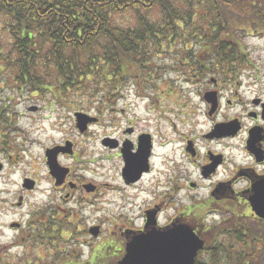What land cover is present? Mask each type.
Returning <instances> with one entry per match:
<instances>
[{
  "label": "flooded vegetation",
  "instance_id": "af4514ba",
  "mask_svg": "<svg viewBox=\"0 0 264 264\" xmlns=\"http://www.w3.org/2000/svg\"><path fill=\"white\" fill-rule=\"evenodd\" d=\"M254 23L258 29L251 35L264 40V22ZM236 41L240 47L243 42L240 36L236 35ZM212 61L207 59V70L203 73L194 68V75L187 76V81L194 84L191 93L195 103L168 102L163 108L159 97L134 92L133 97L145 100L146 112L173 115L174 121L167 117L166 124L170 126L166 133L161 128L137 129L127 125L120 128L119 134L110 132L91 147L68 138L45 148L42 162L49 202L44 242L51 244L53 234L71 239L69 229L76 228L78 234L83 231L78 227L84 222L106 223V219H100L104 215L102 211L113 205L115 197L121 203L115 205L117 209L142 206V214L137 225L120 219L125 224L118 226L115 218L119 217H111L118 231L109 234V240H118L120 246L111 253L114 264L119 261L117 254L120 260L123 258L125 244L132 237L153 227L164 231L178 225L187 226L203 241L197 262L205 255L203 258H210L209 264L216 260L240 263L243 247L239 238L257 237L256 231H260L254 227L258 223L264 225V219L252 208L264 201V58L226 59L215 68ZM142 134L150 137L141 141ZM106 137L109 141L102 140ZM140 141L144 142V150L139 147ZM168 148L171 154H163V149ZM49 149H56L50 156L61 169L56 175L46 164L49 156L45 158L44 154ZM112 164L118 174L113 183H108L101 179L103 174L99 169ZM127 165L132 169L130 174L123 172ZM154 169L159 171L149 178ZM33 179L37 189L38 181ZM148 216L153 218L154 225L147 224ZM51 222H62L67 230L58 234V228L51 226ZM90 228L85 231L88 244L79 242L81 245L72 248L71 253L78 255L80 246L89 247ZM22 230L20 225L16 232ZM98 247L97 242L89 249L88 257L97 259ZM101 248L107 254L108 249ZM219 248L228 252L226 258H215Z\"/></svg>",
  "mask_w": 264,
  "mask_h": 264
},
{
  "label": "trees",
  "instance_id": "16d2710c",
  "mask_svg": "<svg viewBox=\"0 0 264 264\" xmlns=\"http://www.w3.org/2000/svg\"><path fill=\"white\" fill-rule=\"evenodd\" d=\"M123 16L125 26L116 20ZM255 20L264 22V0H0V79L13 94L48 92L58 104L79 93L69 99L99 112L126 87L157 91L160 74L175 70L155 59L174 49L183 79L206 71L207 59L213 68L244 59L236 30L256 32ZM5 114L0 108V140ZM246 238L239 264H255L261 240ZM225 255L219 248L215 258Z\"/></svg>",
  "mask_w": 264,
  "mask_h": 264
},
{
  "label": "rangeland",
  "instance_id": "374dc122",
  "mask_svg": "<svg viewBox=\"0 0 264 264\" xmlns=\"http://www.w3.org/2000/svg\"><path fill=\"white\" fill-rule=\"evenodd\" d=\"M129 18V16H123L117 17L116 20L119 25L125 26ZM243 35L244 38H242L241 35L239 36L246 44L248 50L247 57H250L249 59H263L264 40H256L255 37L248 33H244ZM190 46L191 43L188 42L186 47L189 48ZM197 51L198 49L195 45L191 52L193 55H196ZM176 52L177 49H174L171 53H164L155 59L159 65L163 64L165 67L175 70H169L168 73L162 72L160 74V83L156 87L159 88V91L165 92L169 91V88L165 86L170 85L171 90L174 92L177 90L178 93L176 95L173 93H164L163 96L165 98L168 96H171V99L176 97L179 98L182 93L183 100L184 98L185 100L192 98L187 102L195 103L196 98H193V94L191 90H189L190 87L184 83L185 79H180L182 76L180 74L182 65L178 60ZM169 73L171 74L169 75ZM7 81L6 77L0 79V108L5 106L6 111L14 114V119L10 122L11 125L2 126L1 133L7 131L6 138L4 139L8 143L9 141L13 142L15 148L14 150L7 149L8 145L4 143L0 146V164L3 165V170L0 172V264H65L66 259H71L73 261L72 264H114V260L110 259V256L111 253H115L116 250H119L120 246L118 240L110 241L109 238L114 231H118L115 228L116 225L122 226V224H125V222H120V219L129 220L135 225L139 224L140 221H138V219L135 220V218L142 214V206L119 210L115 205H120L121 203L113 197V205L109 206L105 212L102 211L104 215L100 218L106 219V223L103 224L96 220L88 223L84 222L78 227V229L83 230L78 234H76V228L69 229L70 233L73 235L71 239L67 240L65 238H60L59 235L55 236L53 234L51 237V244L43 240V235L46 234V230H48L45 226L48 224L46 208L49 202L47 193L45 192L46 188H49V186L45 178L46 174L42 162V155L45 148L66 138H72L80 145H84V143L89 144L91 147L98 139L115 130L109 127L112 126V124H110L111 116L101 115L100 125L91 127L89 133L81 136L73 127L70 113L59 108H54L53 110L49 109L50 103L53 101L48 92L38 95H30L27 91L22 94H13L5 85ZM125 90H129L130 96L124 98L123 101L118 104L119 107L125 108V112L117 115L114 121V125L119 126L116 129V134L120 133L119 128L130 123L135 124L134 126L137 129H145L148 127L150 130H158L161 128V130L166 133L170 126L166 124L167 117L174 121L173 115H161L158 113L148 114L144 107L145 102L132 96L133 88L129 86L123 89V91ZM142 90L148 92L154 91L147 88H142ZM96 92L98 91L96 90ZM79 95L80 94H78V96ZM65 96L66 98H74L76 95L70 93ZM85 100L87 103L89 102L87 99ZM124 102L127 103L126 107L122 104ZM86 105L87 107L85 109L93 113L92 109L94 104L88 103ZM31 106L39 107V113L28 112L27 108ZM41 108L45 109L41 110ZM89 115L95 117L94 114ZM96 117L98 118V116ZM156 137L159 142V133L156 134ZM163 154H171L169 148L163 149ZM179 154L178 152L177 155ZM174 155H176V152ZM156 170L149 178L155 176ZM99 171L105 174L101 176V179L106 180L108 183H113V178L118 174V169L113 164L109 165L107 168L99 169ZM33 177L38 181L37 189H34L33 192L30 193L25 192L27 196H23V205L18 207L19 201L17 198L22 189V181L25 178L34 180ZM34 211H37L38 214H35ZM111 217H119L115 218L116 225L112 224ZM13 224H20L23 230L16 232L18 228L11 229L10 227ZM92 225H100V239H90L89 247L80 246V255L71 253L70 251L72 248L81 245L79 242L84 241V244H88V242L85 241L87 240L85 231ZM51 226L58 228V234L60 231L67 230V226L62 222H58V224L51 222ZM125 226L128 227L129 225ZM254 228L260 231L257 233L255 230L257 236L256 240H261V245H258L261 254L256 255L258 258L254 263L264 264V225L258 223ZM30 234H33L35 240L29 237ZM102 234L104 237L101 239ZM252 238L255 239V237ZM97 242L99 245L96 250V254L98 255L97 261L88 262V251L91 247L95 246ZM111 242L113 245L110 244ZM101 246L108 249L107 254L103 251L104 249H102ZM62 252H64V255L59 254ZM203 257H205V255L198 258V263L202 260L203 264H209L210 258ZM116 258L120 260V254H117ZM213 264L227 263L216 260Z\"/></svg>",
  "mask_w": 264,
  "mask_h": 264
},
{
  "label": "water",
  "instance_id": "95a60500",
  "mask_svg": "<svg viewBox=\"0 0 264 264\" xmlns=\"http://www.w3.org/2000/svg\"><path fill=\"white\" fill-rule=\"evenodd\" d=\"M76 117L80 132H83L86 125L93 121L88 117L83 118L82 115ZM49 165L52 166V162ZM1 168L0 165V170ZM28 183V180H25L23 187L31 189L32 183L30 182V185ZM253 211L259 218L264 219V201L262 205L257 202ZM148 224H152L151 216ZM97 230L95 228V232L92 233L94 236H97ZM202 248L203 243L187 227L178 226L169 231L152 229L146 234L134 237L126 245V255L118 264H194L197 253Z\"/></svg>",
  "mask_w": 264,
  "mask_h": 264
}]
</instances>
